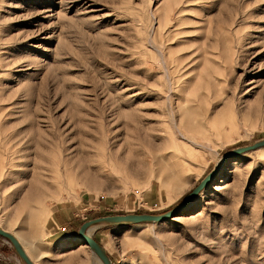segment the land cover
<instances>
[{
	"label": "rangeland",
	"instance_id": "1",
	"mask_svg": "<svg viewBox=\"0 0 264 264\" xmlns=\"http://www.w3.org/2000/svg\"><path fill=\"white\" fill-rule=\"evenodd\" d=\"M263 138L264 0H0V228L34 264H101L82 222L162 213ZM90 236L111 264H264V148Z\"/></svg>",
	"mask_w": 264,
	"mask_h": 264
},
{
	"label": "water",
	"instance_id": "2",
	"mask_svg": "<svg viewBox=\"0 0 264 264\" xmlns=\"http://www.w3.org/2000/svg\"><path fill=\"white\" fill-rule=\"evenodd\" d=\"M264 148V138L254 141L249 145H243L238 147H233L222 154L220 161L214 166L208 173L204 175L202 179L199 180L192 189H190L182 199L172 206L171 208L165 210L162 213H130V214H112L109 216L95 217L88 221H84L78 227V236L84 244L90 249L95 256L98 257L101 264H111L109 258L107 257L105 250L99 245V243L92 239L90 235L86 233V229L92 225H117V226H130V224L138 223H160L167 219L177 217L182 214V210L185 209L198 195L199 192L216 176V173L220 171L224 163L234 156L245 154L251 152L252 150ZM0 237L5 239L11 245L13 251L18 256L23 264H33L29 259L25 251L22 249L20 243L16 237L9 232L4 231L0 228Z\"/></svg>",
	"mask_w": 264,
	"mask_h": 264
},
{
	"label": "bare ground",
	"instance_id": "3",
	"mask_svg": "<svg viewBox=\"0 0 264 264\" xmlns=\"http://www.w3.org/2000/svg\"><path fill=\"white\" fill-rule=\"evenodd\" d=\"M188 124V123H187ZM188 127H190V126H188ZM194 131V130H193ZM177 159V158H176ZM175 159V160H176ZM178 161V160H177ZM184 165V163H183V161H181L180 160V162L178 163V165H177V168H181L182 166ZM172 168V167H171ZM177 168H175V169H177ZM181 171V170H180ZM167 173H168V170H167ZM173 173H176V172H173ZM180 173V172H179ZM172 174V173H171ZM174 175V174H173ZM177 175V174H176ZM167 176H170V175H167ZM172 177V176H171ZM168 179V178H167ZM174 218H177V217H174ZM96 227V225H92V226H89V227H87V229H86V233L88 234V235H91L92 234V232H93V230H94V228ZM6 232H8V231H6ZM14 235V234H13ZM15 237H16V239L18 240V242H19V238L16 236V235H14ZM20 243V242H19ZM23 249V248H22ZM24 250V249H23ZM25 251V250H24ZM25 253L27 254V252L25 251ZM27 256H28V254H27ZM29 257V256H28ZM29 259H30V257H29ZM31 260V259H30ZM32 261V260H31ZM34 264V263H33Z\"/></svg>",
	"mask_w": 264,
	"mask_h": 264
},
{
	"label": "crops",
	"instance_id": "4",
	"mask_svg": "<svg viewBox=\"0 0 264 264\" xmlns=\"http://www.w3.org/2000/svg\"><path fill=\"white\" fill-rule=\"evenodd\" d=\"M59 216H60V214H59ZM57 223H58V222H57V221H55V227H56V225L58 226V224H57ZM79 226H80V225H79ZM79 226H78V227H79ZM56 229H57V230H60V229H62V228H61V226H60V227L58 226ZM77 230H78V229H77ZM77 230H76V231H77ZM77 235H78V231H77Z\"/></svg>",
	"mask_w": 264,
	"mask_h": 264
}]
</instances>
